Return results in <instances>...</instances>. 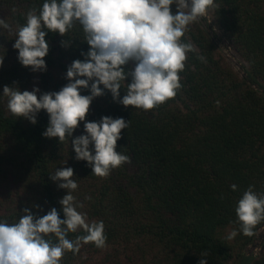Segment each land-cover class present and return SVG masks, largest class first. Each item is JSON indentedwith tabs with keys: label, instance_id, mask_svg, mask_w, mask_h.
I'll use <instances>...</instances> for the list:
<instances>
[{
	"label": "trees",
	"instance_id": "16d2710c",
	"mask_svg": "<svg viewBox=\"0 0 264 264\" xmlns=\"http://www.w3.org/2000/svg\"><path fill=\"white\" fill-rule=\"evenodd\" d=\"M43 2L0 0V19L13 28V34L0 29V220L17 222L25 208L43 216L53 207L63 219L59 201L67 190L50 174L72 167L78 184L72 195L83 205L77 210L87 214L88 222H104L107 241L104 248L89 243L77 254L66 252L61 264H199L202 258L207 264H264V251L256 257L243 252L255 235H243L235 213L250 185L264 193V0H214L207 11L220 36L246 62L245 77L195 22L182 37L195 50L179 73L182 87L175 98L147 111L124 107L108 90L93 99L86 120L111 116L129 123L116 151L129 156L130 163L106 178L75 159L71 141L85 134L83 122L60 142L42 135L49 125L46 111L33 124L8 110L4 86L39 88L38 96L59 91L68 83L67 68L84 60L81 53L89 49L79 25L65 36L49 31L47 70L33 72L21 65L14 32L26 23L27 12H39ZM129 82H123L120 98ZM80 91L90 95V84ZM227 227L238 232L232 240L223 234ZM85 234L78 229L67 238ZM205 251L209 255L201 257Z\"/></svg>",
	"mask_w": 264,
	"mask_h": 264
},
{
	"label": "clouds",
	"instance_id": "9594fccd",
	"mask_svg": "<svg viewBox=\"0 0 264 264\" xmlns=\"http://www.w3.org/2000/svg\"><path fill=\"white\" fill-rule=\"evenodd\" d=\"M212 7L214 0H44L39 12L30 9L26 23L14 32L13 48L18 50L21 65L33 72L47 70L44 58L49 44L45 37L49 31L65 36L79 25L89 49L81 53L84 60H74L67 68L68 83L59 91L38 96L39 88L20 91L4 86L9 112L35 124L37 114L46 111L49 125L42 135L60 142L72 137L83 122L85 134L71 141L75 159L86 161L93 175L106 178L113 169L130 163L129 156L116 151L121 132L129 123L111 116L86 120L93 99L108 90L124 107L147 111L175 98L182 87L179 73L185 69L187 54L195 50L182 37ZM0 29L13 34L5 19H0ZM61 44L67 47L69 42ZM3 59L0 57V66ZM199 59L206 62L203 56ZM129 65L132 67L126 70ZM129 78L126 94L120 98L123 82ZM89 84L91 94L82 95L80 90L88 89ZM73 177L72 167L50 174L53 182H60L59 188L67 190L59 201L63 219L53 207L43 216L25 208L17 222L0 220V264H61L66 252L77 254L83 244L106 247L104 222H88L87 214L77 210L83 205L77 204L72 195L78 188ZM231 187L237 189L235 184ZM235 213L243 235L254 236V229L264 221V193L255 192L250 185L238 200ZM78 229L86 234L74 240L67 238L69 232ZM237 235L233 230L226 239ZM208 255L205 251L201 257ZM199 264H207V260L202 258Z\"/></svg>",
	"mask_w": 264,
	"mask_h": 264
},
{
	"label": "rangeland",
	"instance_id": "374dc122",
	"mask_svg": "<svg viewBox=\"0 0 264 264\" xmlns=\"http://www.w3.org/2000/svg\"><path fill=\"white\" fill-rule=\"evenodd\" d=\"M197 22L207 30V32L211 36L212 41L216 45V48L224 56L225 60L229 63L232 69L237 72L239 77H245L246 62L231 46L230 42L220 36V32L216 29V27L213 26L208 12L204 17L199 18ZM260 90L263 91L262 88ZM231 231H233V229L227 227L226 229H224L223 234L228 236ZM263 251L264 223L257 228L254 239H252V241L243 248V252L245 254L255 257L261 255Z\"/></svg>",
	"mask_w": 264,
	"mask_h": 264
}]
</instances>
